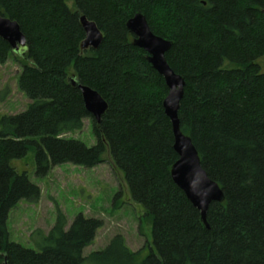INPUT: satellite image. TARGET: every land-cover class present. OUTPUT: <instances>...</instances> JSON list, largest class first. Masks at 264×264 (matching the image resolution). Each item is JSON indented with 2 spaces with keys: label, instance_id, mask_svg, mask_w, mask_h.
Instances as JSON below:
<instances>
[{
  "label": "trees",
  "instance_id": "trees-1",
  "mask_svg": "<svg viewBox=\"0 0 264 264\" xmlns=\"http://www.w3.org/2000/svg\"><path fill=\"white\" fill-rule=\"evenodd\" d=\"M138 13L172 43L166 60L186 83L181 131L223 192L206 223L171 176L178 155L163 106L169 89L133 45L127 22ZM0 15L27 39L18 86L31 101L25 112L0 119V264H264V0H0ZM82 15L103 34L97 50H81ZM13 54L0 38V65ZM71 78L107 102L100 124ZM86 119L94 146L63 137ZM31 147L38 178L65 164L94 168L109 151L152 219L150 254L141 261V251L118 235L84 257L103 221L81 214L66 230L60 211L48 234L31 235L40 251L10 242L11 211L41 198L28 174L12 166Z\"/></svg>",
  "mask_w": 264,
  "mask_h": 264
},
{
  "label": "rangeland",
  "instance_id": "rangeland-1",
  "mask_svg": "<svg viewBox=\"0 0 264 264\" xmlns=\"http://www.w3.org/2000/svg\"><path fill=\"white\" fill-rule=\"evenodd\" d=\"M13 55L5 65H0V119L25 112L31 102L18 86V76L25 62L23 55ZM63 137L81 141L88 147L96 144L91 119L84 121L82 130L65 133ZM103 160L94 168L71 164L58 166L45 178L36 176L34 147L26 157L13 161L12 166L19 173H27L30 181L40 188L41 198L37 203L22 201L11 211L8 219L10 242L40 251L31 235L36 231L48 234L56 223L58 211L68 221L66 230L83 214L104 223L94 243L84 250V257L105 250L113 238L121 235L133 252L141 251L140 260H144L154 249L152 219L143 206L133 201L125 174L114 166L109 151Z\"/></svg>",
  "mask_w": 264,
  "mask_h": 264
},
{
  "label": "water",
  "instance_id": "water-1",
  "mask_svg": "<svg viewBox=\"0 0 264 264\" xmlns=\"http://www.w3.org/2000/svg\"><path fill=\"white\" fill-rule=\"evenodd\" d=\"M80 22L86 34L81 45L82 52L99 49L103 42V34L97 24L90 21L86 15L81 16ZM127 29L134 36L133 45L148 54V62L164 78L169 89L163 106L167 117L172 122L175 137L174 149L178 155V161L171 169V176L188 200L201 212L202 220L206 223V214L210 205L213 202H223L224 196L219 185L211 180L202 168L199 154L191 138L181 131L179 110L186 83L173 71L166 60V53L171 49L172 43L156 36L147 18L141 13L127 22ZM0 38L7 42L16 54L22 56L27 50V39L20 25L2 15H0ZM70 84L81 92L86 110L97 124H100L108 110L107 102L98 92L82 85L74 78L70 79Z\"/></svg>",
  "mask_w": 264,
  "mask_h": 264
}]
</instances>
